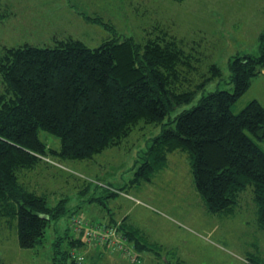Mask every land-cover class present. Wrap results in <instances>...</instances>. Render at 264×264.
<instances>
[{"label":"trees","instance_id":"1","mask_svg":"<svg viewBox=\"0 0 264 264\" xmlns=\"http://www.w3.org/2000/svg\"><path fill=\"white\" fill-rule=\"evenodd\" d=\"M258 43L257 55L229 60L233 91L208 93L175 117L170 114L221 74L211 64L207 78L191 91L181 90L177 68L185 62L175 44L145 45L124 37L105 39L92 49L67 40L7 50V62L1 66L10 96H0V218L17 222L19 247L39 245L49 224L65 215L63 204L49 207L44 194L22 181V172L35 169L44 158L57 164L91 160L119 144L140 122L162 124V130L140 157L134 184L149 181L166 166L171 153L184 152L190 158L195 190L209 213L232 214L239 195L251 189L256 223L264 231V106L253 99L234 111L251 80L264 72V32ZM39 131L59 138L60 148L47 146ZM107 191L96 192L94 201L110 216L107 202L116 194ZM82 217L74 214L63 236L56 238L53 264H83L70 255L82 246L87 247L82 253L93 250L99 257L115 255L131 264H141L142 252L153 250L136 225ZM82 219L84 224H75ZM115 225L118 238L102 241L96 233L85 235ZM64 241L67 248L62 250ZM247 264H264V258H248Z\"/></svg>","mask_w":264,"mask_h":264},{"label":"rangeland","instance_id":"2","mask_svg":"<svg viewBox=\"0 0 264 264\" xmlns=\"http://www.w3.org/2000/svg\"><path fill=\"white\" fill-rule=\"evenodd\" d=\"M90 1L0 0V96H10L1 73L7 50L27 45L42 48L67 40L81 41L92 49L105 39L131 37L145 45L175 44L180 61L185 62L177 68L181 90L191 91L207 78L211 64L219 68L220 77L170 114L175 117L208 93L233 91L229 60L235 55H257L258 36L264 32V0ZM253 99L264 106V75L251 80L234 111ZM161 130L162 124L140 122L119 144L91 160L57 164L44 158L35 169L22 172V181L44 194L49 207L62 203L65 215L49 224L41 243L28 250L18 245L17 222L0 218V264H53V244L74 214L98 223L116 218L136 225L153 244L152 251L142 252L141 264H247L248 258L263 259L264 231L256 223L251 189L239 195L232 214L209 213L195 190L190 158L181 151L171 153L166 166L149 181L132 182L150 139ZM39 138L52 149L60 148L56 136L39 131ZM104 189L116 194L107 202L110 216L94 201L95 193ZM111 228L115 231L117 226ZM86 248L70 255L83 264L92 258L94 264H131L110 254L99 258L93 250L82 253Z\"/></svg>","mask_w":264,"mask_h":264},{"label":"built area","instance_id":"3","mask_svg":"<svg viewBox=\"0 0 264 264\" xmlns=\"http://www.w3.org/2000/svg\"><path fill=\"white\" fill-rule=\"evenodd\" d=\"M79 221V222H77ZM75 222V224H79L81 223L80 220H77ZM94 233H96V235L99 237L100 240L102 241H106L109 240L112 236H115L116 238H118V234L116 233V230L114 231L112 228H110V230L104 231L102 228L97 229V232H88L87 235L91 236V235H95ZM119 248H121V246H119Z\"/></svg>","mask_w":264,"mask_h":264},{"label":"crops","instance_id":"4","mask_svg":"<svg viewBox=\"0 0 264 264\" xmlns=\"http://www.w3.org/2000/svg\"><path fill=\"white\" fill-rule=\"evenodd\" d=\"M90 3H92V0L90 1ZM89 8H92V10H94L93 7H91V6H90ZM49 16H50V15H49ZM261 33H262V32H261ZM261 75H264V73L261 74ZM257 100H258V99H257ZM258 101H259V100H258ZM99 258H101V257H99ZM93 260H94V259L92 258L91 261H93Z\"/></svg>","mask_w":264,"mask_h":264}]
</instances>
